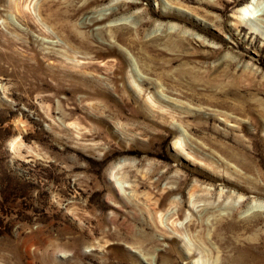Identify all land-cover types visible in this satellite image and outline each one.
<instances>
[{"label": "rangeland", "instance_id": "1", "mask_svg": "<svg viewBox=\"0 0 264 264\" xmlns=\"http://www.w3.org/2000/svg\"><path fill=\"white\" fill-rule=\"evenodd\" d=\"M0 264H264V0H0Z\"/></svg>", "mask_w": 264, "mask_h": 264}, {"label": "bare ground", "instance_id": "2", "mask_svg": "<svg viewBox=\"0 0 264 264\" xmlns=\"http://www.w3.org/2000/svg\"><path fill=\"white\" fill-rule=\"evenodd\" d=\"M116 4V3H115ZM117 5L111 4L108 8H106L104 11L102 12H95V16L93 18L94 21H98L100 18V16H108L110 15L115 7ZM252 4L251 2H247L246 4L240 6L237 10H236V17L239 19V21L242 23L241 18L242 19H246L248 22H245L247 25H249L251 28L255 29L258 31V28L260 27L259 25L256 24V22L254 21V18L259 17V14H250L252 12ZM108 10H111L110 12H107ZM253 13V12H252ZM93 16H90V18H92ZM235 17V16H234ZM257 21V20H256ZM253 31V30H252Z\"/></svg>", "mask_w": 264, "mask_h": 264}]
</instances>
